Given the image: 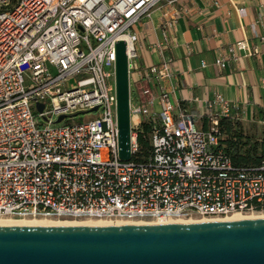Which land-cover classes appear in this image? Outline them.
<instances>
[{
  "label": "built area",
  "instance_id": "obj_1",
  "mask_svg": "<svg viewBox=\"0 0 264 264\" xmlns=\"http://www.w3.org/2000/svg\"><path fill=\"white\" fill-rule=\"evenodd\" d=\"M182 1L0 0V217L159 223L264 212V159L234 164L219 140L228 101L216 93L207 127H198L162 86L169 60L135 65L134 25ZM184 10L165 22L162 10L164 24ZM119 40L134 84L128 160L117 147ZM227 50L235 56L249 46L239 39ZM226 59L219 54L215 64ZM142 121L150 151L139 159Z\"/></svg>",
  "mask_w": 264,
  "mask_h": 264
},
{
  "label": "water",
  "instance_id": "obj_2",
  "mask_svg": "<svg viewBox=\"0 0 264 264\" xmlns=\"http://www.w3.org/2000/svg\"><path fill=\"white\" fill-rule=\"evenodd\" d=\"M115 91L118 155L128 160L129 77L124 40L115 44ZM0 264H264V217L143 224L0 225Z\"/></svg>",
  "mask_w": 264,
  "mask_h": 264
},
{
  "label": "crops",
  "instance_id": "obj_3",
  "mask_svg": "<svg viewBox=\"0 0 264 264\" xmlns=\"http://www.w3.org/2000/svg\"><path fill=\"white\" fill-rule=\"evenodd\" d=\"M260 5L264 0H183L162 9L167 12L165 19L162 10L155 8L134 25L139 36L135 65L141 68L169 60L172 75L162 86L198 127H207L216 93L228 101L229 115L242 124L264 127V16L258 18ZM182 7L185 10L175 22L165 25L172 11ZM239 39L247 41L249 51L231 56L227 48ZM219 54L227 57L222 67L215 64Z\"/></svg>",
  "mask_w": 264,
  "mask_h": 264
},
{
  "label": "trees",
  "instance_id": "obj_4",
  "mask_svg": "<svg viewBox=\"0 0 264 264\" xmlns=\"http://www.w3.org/2000/svg\"><path fill=\"white\" fill-rule=\"evenodd\" d=\"M204 118L203 124H205ZM204 127V125H203ZM150 126L142 121L137 129L136 140L139 146L138 158L148 156ZM257 126L252 123L244 130L238 117L233 115L220 116L218 119V136L225 151L230 155L234 164L258 163L264 159V127L256 135Z\"/></svg>",
  "mask_w": 264,
  "mask_h": 264
},
{
  "label": "bare ground",
  "instance_id": "obj_5",
  "mask_svg": "<svg viewBox=\"0 0 264 264\" xmlns=\"http://www.w3.org/2000/svg\"><path fill=\"white\" fill-rule=\"evenodd\" d=\"M256 214V215H255ZM264 217V212L252 213L251 215H243V213L235 212L224 218H208V217H191L187 220H163L157 221L159 223L179 222V221H211L220 219H241V218H255ZM106 224H143L130 221H119L110 223L104 220H73V219H53L52 218H36L24 219L19 217L5 216L0 217V225H106Z\"/></svg>",
  "mask_w": 264,
  "mask_h": 264
},
{
  "label": "rangeland",
  "instance_id": "obj_6",
  "mask_svg": "<svg viewBox=\"0 0 264 264\" xmlns=\"http://www.w3.org/2000/svg\"><path fill=\"white\" fill-rule=\"evenodd\" d=\"M135 60V59H134ZM129 83H130V88L133 90V88H134V84H133V79H132V74H131V77L129 78ZM92 114H90L89 113V117L91 116ZM83 117H84V113H80V114H78L76 117H75V119L76 120H82L83 119ZM249 124H242V126H243V128H244V130H246L247 129V126H248ZM262 129V127H258L257 128V130H256V135H258V133H260V130ZM252 213H243V215H251ZM256 215V214H255ZM195 217H199V216H195ZM53 220V219H52Z\"/></svg>",
  "mask_w": 264,
  "mask_h": 264
}]
</instances>
